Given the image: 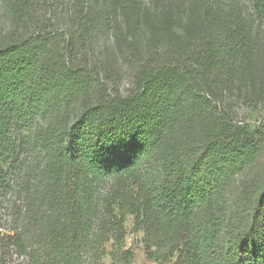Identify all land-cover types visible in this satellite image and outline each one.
Segmentation results:
<instances>
[{"label": "trees", "instance_id": "1", "mask_svg": "<svg viewBox=\"0 0 264 264\" xmlns=\"http://www.w3.org/2000/svg\"><path fill=\"white\" fill-rule=\"evenodd\" d=\"M43 5L12 0L0 34V264H133L130 219L159 264H264V123L223 110L264 103V0H81L62 35ZM124 30L121 94L78 51Z\"/></svg>", "mask_w": 264, "mask_h": 264}, {"label": "rangeland", "instance_id": "2", "mask_svg": "<svg viewBox=\"0 0 264 264\" xmlns=\"http://www.w3.org/2000/svg\"><path fill=\"white\" fill-rule=\"evenodd\" d=\"M11 1L12 0H0V34L6 33L13 27L12 15H11ZM149 0H145L146 4ZM244 3L249 4L251 0H243ZM81 2V0H59L56 2L57 6L54 7L52 3L45 0V5H43L42 12L39 14V22H43L46 29H53L56 35H62L64 32H68L66 20L64 21L65 15L69 13H76L79 7L76 3ZM65 14V15H64ZM47 26V27H46ZM43 28V29H44ZM51 30V29H50ZM119 34V32H117ZM96 43L89 45L87 47L81 46L79 48L78 54L80 57H90L91 63L108 64L111 68L116 70L120 74L121 80L117 84L113 85L114 90H118L121 94L128 93L131 88V79L129 74L131 72V67L133 66L132 54L130 52L129 38L125 34V30L121 35H115V32L108 35H102ZM117 47V48H116ZM110 87L112 83L107 82ZM236 97L227 98V102H224L226 110L229 112L230 117L235 125L247 126L250 129H256L264 123V103L260 104L258 107L254 106L251 101L242 99L236 100ZM239 99V98H238ZM264 154L261 155L258 166H254L250 172L245 174L244 180L246 179L249 183H255L257 179L264 178ZM263 175V176H262ZM241 176L238 179V184L242 185ZM12 192L7 193L4 201V212L2 218V223L5 227L1 231L10 227V216L7 210L9 205V200H11ZM127 231V243L126 248L131 249L134 252L133 264H159L155 261L149 260L145 254L144 246L141 243V236H136L131 232L132 225L131 219L128 221ZM25 261L14 255L12 258H7V264H22ZM105 264H111L109 258L105 260Z\"/></svg>", "mask_w": 264, "mask_h": 264}]
</instances>
